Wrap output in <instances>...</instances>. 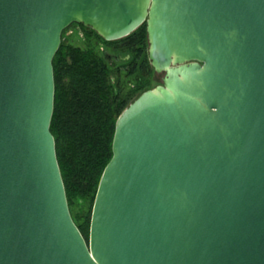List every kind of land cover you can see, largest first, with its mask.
<instances>
[{"label":"water","instance_id":"water-1","mask_svg":"<svg viewBox=\"0 0 264 264\" xmlns=\"http://www.w3.org/2000/svg\"><path fill=\"white\" fill-rule=\"evenodd\" d=\"M72 22L145 23L162 72L117 117L88 240L51 130ZM0 264H264V0H0Z\"/></svg>","mask_w":264,"mask_h":264},{"label":"trees","instance_id":"trees-1","mask_svg":"<svg viewBox=\"0 0 264 264\" xmlns=\"http://www.w3.org/2000/svg\"><path fill=\"white\" fill-rule=\"evenodd\" d=\"M92 31L115 52L129 57L115 67L92 45L69 42L62 34L54 56L55 100L51 130L74 220L88 240L91 211L102 171L113 154L117 117L134 94L122 92L121 71L141 73L151 87L153 66L148 57L146 24L112 40ZM142 88V87H141ZM90 200L86 211L85 205Z\"/></svg>","mask_w":264,"mask_h":264},{"label":"rangeland","instance_id":"rangeland-1","mask_svg":"<svg viewBox=\"0 0 264 264\" xmlns=\"http://www.w3.org/2000/svg\"><path fill=\"white\" fill-rule=\"evenodd\" d=\"M76 25H74V29H76L75 27ZM76 31L73 30V32L69 35H67L68 39L72 41V43H81L82 42V38L79 34L75 33ZM86 37L91 40L93 38V34L90 31H86L85 32ZM90 45H92L94 47V45L92 44V42L90 41ZM82 46H86V45H82ZM98 46V43H97ZM109 49L112 50L111 47H109ZM102 53V51H101ZM106 57V56H105ZM108 59V58H107ZM109 60V59H108ZM126 60V59H125ZM125 60H123L122 62H124ZM121 61H116V60H109V64L112 67L117 66L118 64H120ZM161 75L162 72L157 73L156 71H152L151 74V81L150 84L151 86L161 82ZM143 78V76H142ZM139 76V73H127L126 69L121 71V75H120V80H122L121 86H122V92L124 94L126 93H132V92H136L133 96L135 97L136 95H138L141 91H143L144 89H146V85L144 84V78L142 79ZM142 87V88H141ZM86 211L89 209L90 207V200H87L86 205L84 206ZM72 211L75 212H79V206L75 205L74 207L71 208Z\"/></svg>","mask_w":264,"mask_h":264},{"label":"flooded vegetation","instance_id":"flooded-vegetation-1","mask_svg":"<svg viewBox=\"0 0 264 264\" xmlns=\"http://www.w3.org/2000/svg\"><path fill=\"white\" fill-rule=\"evenodd\" d=\"M74 25H76V29H74ZM93 28L87 26V25H84L83 23H80V22H72L70 25H68L66 28H65V36L67 38V40L69 42H72L71 40L68 39L67 35L71 34L73 32V30H75L77 34H79L82 38V42L81 43H75V44H80V45H90V41L92 42V44L94 45V47L96 48V50H98L99 53H101L102 51V55L106 56L109 60H116V61H123L125 60L127 57H129L127 54H125V52H115V51H112L111 49H109V46L106 45L104 42H103V39L100 38L98 35H96L93 31H92ZM86 31H90L92 34H93V38L91 40H89L86 35H85V32ZM74 43V42H73ZM97 43H98V46H97ZM155 71V70H154ZM140 78H142V75L141 73L139 74ZM143 79V78H142ZM137 96V95H136ZM135 96V97H136ZM134 97V98H135ZM133 98V99H134Z\"/></svg>","mask_w":264,"mask_h":264}]
</instances>
